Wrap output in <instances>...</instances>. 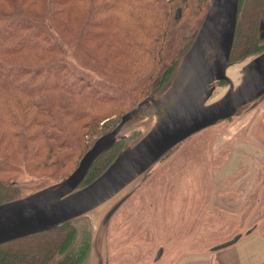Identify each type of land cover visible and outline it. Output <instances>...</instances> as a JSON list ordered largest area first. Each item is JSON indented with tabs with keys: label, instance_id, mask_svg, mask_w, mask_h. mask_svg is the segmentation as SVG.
Listing matches in <instances>:
<instances>
[{
	"label": "trees",
	"instance_id": "1",
	"mask_svg": "<svg viewBox=\"0 0 264 264\" xmlns=\"http://www.w3.org/2000/svg\"><path fill=\"white\" fill-rule=\"evenodd\" d=\"M211 1L0 0V172L28 169L36 174L70 164L108 121L115 126L118 118L112 116L167 84ZM263 22L264 0H241L232 58L264 51ZM85 45L120 79L104 80L79 60ZM13 147L19 162L12 159ZM123 147L118 143L102 156L85 183L99 176ZM25 193L16 175L0 178V204ZM74 225L51 230L57 234L25 247L24 256L16 252L20 249L1 252L0 264H85L93 235Z\"/></svg>",
	"mask_w": 264,
	"mask_h": 264
},
{
	"label": "rangeland",
	"instance_id": "2",
	"mask_svg": "<svg viewBox=\"0 0 264 264\" xmlns=\"http://www.w3.org/2000/svg\"><path fill=\"white\" fill-rule=\"evenodd\" d=\"M244 35H250V32L246 31ZM71 41L77 42L76 39ZM89 46L85 45L81 50L79 60L100 73L104 80L120 79L118 72L105 69L104 58L94 59L93 54L97 53ZM245 58H232L231 55V62ZM219 88L222 92L218 98L225 93L228 84H218L214 95H218ZM148 96L110 120L118 118L119 122ZM108 122L99 129L98 136L88 140L86 150L75 155L70 164L53 170L38 169L36 174L28 169H11L0 172V178L17 176V182L26 192L19 198L64 181L78 168L94 142L110 133L118 123L112 126ZM151 126L152 123L146 121L132 124L124 133L125 139L119 143L123 148L135 143ZM114 147L102 156H107ZM12 159L20 161L17 147H13ZM109 166L87 184L90 171L80 188L100 178ZM132 188L130 196L109 221L101 254L96 255L93 251L92 239L85 264H98L99 259L103 264H264V97L252 110L244 109L179 143ZM114 203H110L105 214ZM90 213L71 223L89 229L94 235L97 225ZM252 228L254 231L246 235ZM50 231L19 239L22 241L6 245L0 253L20 249L16 252L24 256L25 247L37 244L39 240L52 239L51 236L57 234H50ZM239 233L244 236L237 244L211 251L213 246ZM160 248H163V255L156 261Z\"/></svg>",
	"mask_w": 264,
	"mask_h": 264
},
{
	"label": "water",
	"instance_id": "3",
	"mask_svg": "<svg viewBox=\"0 0 264 264\" xmlns=\"http://www.w3.org/2000/svg\"><path fill=\"white\" fill-rule=\"evenodd\" d=\"M240 4L241 0L211 1L192 45L167 84L124 115L110 133L97 139L68 178L0 204V246L57 229L115 201L93 235V251L100 255L111 217L130 196L132 187L170 150L201 130L258 105L264 97V51L231 62ZM181 12L179 9L177 16ZM261 30L263 38L264 22ZM234 65L238 67L237 78L231 81L226 72ZM221 82H226L228 88L210 102ZM141 121L152 123L147 133L123 148L100 178L80 188L103 153L125 139L124 133L132 124ZM253 231L248 230L246 235ZM243 236L239 233L211 251L227 249ZM162 255L160 248L155 260ZM98 264L103 260L99 259Z\"/></svg>",
	"mask_w": 264,
	"mask_h": 264
},
{
	"label": "bare ground",
	"instance_id": "4",
	"mask_svg": "<svg viewBox=\"0 0 264 264\" xmlns=\"http://www.w3.org/2000/svg\"><path fill=\"white\" fill-rule=\"evenodd\" d=\"M237 69H238V67L235 66V65L232 66V67H230V68L227 70V72H226V76H227V78H229L231 81H232V80H236V78H237ZM221 92H222V90H221L220 88L217 89V93H218V95H217V94L214 95L213 98L210 100V102H211L212 100L218 98V96H219V94H220ZM210 102H209V103H210ZM128 131H129V129H128ZM128 131H127V132H128ZM109 205H110V204H109ZM109 205H108V204H105V205L101 206L100 208H97L96 210L92 211V213H90V214L93 216V218L95 219V223H96V225H98L99 222L101 221V219H102V217L104 216V214H105L106 210L108 209Z\"/></svg>",
	"mask_w": 264,
	"mask_h": 264
}]
</instances>
